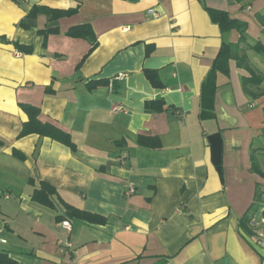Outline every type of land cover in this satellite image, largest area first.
Returning <instances> with one entry per match:
<instances>
[{
	"label": "crops",
	"instance_id": "crops-1",
	"mask_svg": "<svg viewBox=\"0 0 264 264\" xmlns=\"http://www.w3.org/2000/svg\"><path fill=\"white\" fill-rule=\"evenodd\" d=\"M34 5L41 11L20 26ZM207 7L246 23L241 46L264 75L250 48L264 44V0H0V252L16 264H264V177L253 169L264 172V95L245 91L248 71L231 60L218 75L216 116L200 118L204 78L223 41L241 36L223 32ZM54 9L75 12L55 19ZM82 24L96 45L67 34ZM48 27L60 31L45 38ZM158 98L165 110L146 111ZM24 102L79 150L21 137ZM141 135L161 146L141 145ZM42 182L56 189L53 205L33 199Z\"/></svg>",
	"mask_w": 264,
	"mask_h": 264
},
{
	"label": "trees",
	"instance_id": "trees-1",
	"mask_svg": "<svg viewBox=\"0 0 264 264\" xmlns=\"http://www.w3.org/2000/svg\"><path fill=\"white\" fill-rule=\"evenodd\" d=\"M207 10L212 18V20L219 24L223 32L228 31L229 29L236 28L240 32V39L238 42H230V41H223L220 49L218 50V54L214 59V63L212 68L210 69L209 73L207 74L205 80L203 81L202 92H201V112L200 118L207 119V118H214L215 114V98L216 93L218 90V75L220 72L225 74L229 73V62L231 60H235L237 65L241 68H244L248 71V75H245L243 78V86L245 91L252 96L253 98H257L261 95H264V75L260 72L256 71L252 68L248 55L246 51L241 46V43L245 42L247 39L246 34V23L239 21L237 19H233L229 16L227 11L218 10L214 8L207 7ZM41 11L39 6H35L28 12L25 19H23L19 25L24 28H29L30 24L27 22L26 19L35 18L37 17L38 13ZM74 9L69 10H52L53 18H59L74 13ZM259 19L261 20L262 24L264 25V14L259 15ZM60 29L58 27H48L44 29H39V33L44 35L45 38L49 35V33H58ZM68 35L76 36V37H84L88 38L93 42L94 45L97 43V39L95 34L90 27L89 24H82L71 27L67 31ZM16 47L24 52H31L32 47L29 45H25L19 41L15 42ZM250 48L257 53L264 55V44L261 42H256L255 44H251ZM146 74L150 81L154 85H161V82L158 81L155 77V74L151 70H146ZM91 87H95L99 84L107 83L104 80H91L89 82ZM47 91L50 92L51 88H47ZM165 100L163 98H158L155 100H150L146 103V111H150L153 113L162 112L165 110ZM21 107L23 108L24 112L28 115V120L24 123L23 128L21 130L20 136H26L32 133L39 134V136H48L51 137L53 140H57L69 146L73 151H78V145L72 139V136L69 132H66L61 127L56 125L55 123L49 121H43L39 118L40 115V108L38 106H34L31 104L21 103ZM139 143L143 146L147 147H160L161 141L159 138L151 137V136H139L138 138ZM4 145V142L0 139V148ZM15 156L19 158H24V155L21 151L14 149L13 150ZM222 166L219 165V168ZM253 169L261 173L264 177V172L261 170L259 165L256 162H253ZM56 194V189L47 182H42L41 187L36 189L33 194V199L41 202L46 205H53L52 202V195ZM258 194V193H257ZM257 198L259 196L257 195ZM66 209L69 213L74 217L83 219L84 221L90 222H98L105 223V217L91 213L88 211L80 210L78 208H74L68 204H65ZM249 216L245 215L241 219V226L246 229L247 233H252L251 229L248 227L249 223ZM0 262L7 263V264H16L15 261L10 259L5 252H0Z\"/></svg>",
	"mask_w": 264,
	"mask_h": 264
},
{
	"label": "built area",
	"instance_id": "built-area-1",
	"mask_svg": "<svg viewBox=\"0 0 264 264\" xmlns=\"http://www.w3.org/2000/svg\"><path fill=\"white\" fill-rule=\"evenodd\" d=\"M149 13H151V14L154 15V16H157V13L155 12L154 9H150V10H149ZM126 75H127L126 73H119V74H117L116 76H114L113 78H111V80H110V86H111V88L114 86V83H116L117 80H122V79H124V78L126 77ZM62 225H63L66 229H68V230L71 229V223H70L69 220H64V221L62 222ZM68 245H71V244L68 243Z\"/></svg>",
	"mask_w": 264,
	"mask_h": 264
},
{
	"label": "rangeland",
	"instance_id": "rangeland-1",
	"mask_svg": "<svg viewBox=\"0 0 264 264\" xmlns=\"http://www.w3.org/2000/svg\"><path fill=\"white\" fill-rule=\"evenodd\" d=\"M251 58L253 59V61L259 63V65L261 66L262 71L264 72V55L260 54V53H257V52H253L251 54ZM255 209L256 208H254V211H255Z\"/></svg>",
	"mask_w": 264,
	"mask_h": 264
}]
</instances>
